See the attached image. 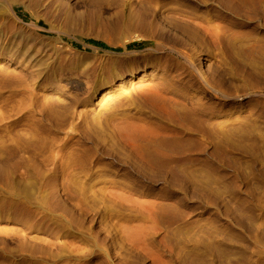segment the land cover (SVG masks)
<instances>
[{"label": "rangeland", "instance_id": "obj_1", "mask_svg": "<svg viewBox=\"0 0 264 264\" xmlns=\"http://www.w3.org/2000/svg\"><path fill=\"white\" fill-rule=\"evenodd\" d=\"M12 1L0 264H264V0Z\"/></svg>", "mask_w": 264, "mask_h": 264}, {"label": "bare ground", "instance_id": "obj_2", "mask_svg": "<svg viewBox=\"0 0 264 264\" xmlns=\"http://www.w3.org/2000/svg\"><path fill=\"white\" fill-rule=\"evenodd\" d=\"M15 4H13L12 0H0V17H3L4 15L8 14V11L11 10L13 12V16H15L20 24H23L21 18L17 16L16 12L14 11ZM21 26V25H20ZM17 31H15L17 34L14 35L12 40L16 42L18 45H21L23 47H30L34 44V47L36 46L37 40H47L50 39L49 34L52 33V29L47 27L46 29H41L38 23H32L28 26H21V28L17 27ZM55 39V38H54ZM53 39V40H54ZM58 41V39H55L54 42ZM40 54H43L47 57H53L57 54L54 48L52 49H40Z\"/></svg>", "mask_w": 264, "mask_h": 264}]
</instances>
